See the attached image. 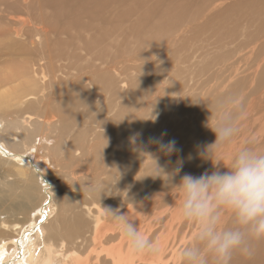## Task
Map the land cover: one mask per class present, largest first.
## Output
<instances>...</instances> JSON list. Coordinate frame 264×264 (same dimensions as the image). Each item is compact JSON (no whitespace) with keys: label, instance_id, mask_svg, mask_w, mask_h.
Instances as JSON below:
<instances>
[{"label":"bare ground","instance_id":"bare-ground-1","mask_svg":"<svg viewBox=\"0 0 264 264\" xmlns=\"http://www.w3.org/2000/svg\"><path fill=\"white\" fill-rule=\"evenodd\" d=\"M34 2L0 0V48L11 55L7 60L0 57V172L5 176L0 180V264H182L175 259L189 245L201 248L207 264H216L196 239L199 225L182 217L183 193L167 174L175 172L177 161L182 167L174 177L176 184L184 174L210 173L213 162L243 147L235 148V140L246 131L238 128L230 143L213 145L212 127L192 151L164 155L153 150L146 119L135 115L129 120L126 115L137 112L138 100L135 111L124 104L125 109L108 116L107 101L124 95L112 82L113 70L102 64L81 70L44 48L41 23L27 17L28 7L39 8L41 3ZM253 78L252 90L242 99L263 91L264 69ZM108 85L112 92L106 96ZM214 99L203 113H218L225 96L216 94ZM230 112L239 114L235 107ZM47 116L54 118L52 124L41 119ZM45 132V142L55 133L48 148L40 142ZM184 136L174 139L175 147ZM208 148L213 162L203 155ZM148 154L159 156L166 174ZM50 162L68 171V186L53 185L54 178L45 173ZM161 209L151 222V213ZM117 210L155 242V251H131L110 212ZM237 226L232 212L222 210L218 228ZM251 243V257L235 253L232 264H264V239Z\"/></svg>","mask_w":264,"mask_h":264},{"label":"rangeland","instance_id":"rangeland-1","mask_svg":"<svg viewBox=\"0 0 264 264\" xmlns=\"http://www.w3.org/2000/svg\"><path fill=\"white\" fill-rule=\"evenodd\" d=\"M40 1L34 2L39 8L28 7L27 17L41 23L44 48L51 56L67 58L88 72L100 64L113 70L112 82L124 95L107 101L108 116L125 109L124 104L135 111L138 100L137 112L126 114L129 120L135 115L146 119L149 142L153 135L167 142L185 134L176 147L184 152L194 150L210 128L230 116L246 131L237 136L235 148L264 152V89L245 100L253 76L264 69V0H50L53 6ZM2 56L7 60L11 55L0 48ZM109 86L103 90L106 96L112 92ZM216 94L225 96L218 113H203ZM234 107L239 114L230 112ZM50 136V142H40L53 145L55 133ZM157 148L154 144L153 150ZM240 149L219 161L229 165ZM57 167L47 163L46 175L54 178L56 188L68 186V171ZM162 211L152 212L151 222ZM180 259L178 253L175 261Z\"/></svg>","mask_w":264,"mask_h":264},{"label":"clouds","instance_id":"clouds-1","mask_svg":"<svg viewBox=\"0 0 264 264\" xmlns=\"http://www.w3.org/2000/svg\"><path fill=\"white\" fill-rule=\"evenodd\" d=\"M212 130L216 135L213 145L230 143L239 131L231 117L221 118ZM151 142L158 146V153L171 155L176 151L174 140L164 142L153 138ZM209 148L203 155L211 159ZM148 155L154 160L156 169L165 173L158 163L159 156ZM177 165L175 172L167 174L168 181L178 185L183 193L182 217L199 225L197 241L213 255L216 264H232L235 253L251 257V241L264 239V152L250 146L243 147L234 154L229 165L213 162L210 173L184 174L178 184L174 183V177L179 173L182 161H177ZM222 210L232 212L237 227L218 228ZM110 212L134 254L156 250L153 240L141 235L134 221L118 210ZM180 258L182 264H207L199 246L183 248Z\"/></svg>","mask_w":264,"mask_h":264}]
</instances>
